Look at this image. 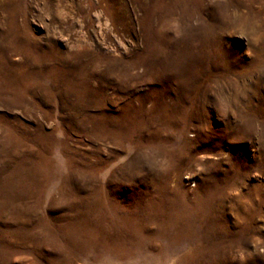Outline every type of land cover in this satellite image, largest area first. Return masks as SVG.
Wrapping results in <instances>:
<instances>
[{"label":"rangeland","instance_id":"1","mask_svg":"<svg viewBox=\"0 0 264 264\" xmlns=\"http://www.w3.org/2000/svg\"><path fill=\"white\" fill-rule=\"evenodd\" d=\"M0 27V264H264V0H0Z\"/></svg>","mask_w":264,"mask_h":264},{"label":"bare ground","instance_id":"2","mask_svg":"<svg viewBox=\"0 0 264 264\" xmlns=\"http://www.w3.org/2000/svg\"><path fill=\"white\" fill-rule=\"evenodd\" d=\"M0 30H1V27H0ZM2 31H3V30H2ZM6 32H7V31H6ZM7 33H8V32H7ZM4 34H5V33H3V32L0 31V39H1V38L4 39V37H5ZM3 36H4V37H3ZM6 36H7V35H6ZM8 36H9V35H8ZM7 43H8V42H7ZM2 44H3V43H2ZM0 45H1V44H0ZM11 45H12V44H11ZM10 48H11V46H10ZM8 51H9V50H8ZM4 53H5V52H4ZM4 58H5V57H4ZM6 60H7V59H6ZM4 62H5V61H4ZM12 69H13V68H12ZM26 77H27V76H26ZM21 91H22V90H21ZM21 91H20V92H21Z\"/></svg>","mask_w":264,"mask_h":264}]
</instances>
